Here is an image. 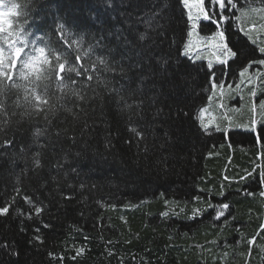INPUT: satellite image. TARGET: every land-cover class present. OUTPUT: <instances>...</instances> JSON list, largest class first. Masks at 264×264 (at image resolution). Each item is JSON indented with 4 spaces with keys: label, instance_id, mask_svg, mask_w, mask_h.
Wrapping results in <instances>:
<instances>
[{
    "label": "trees",
    "instance_id": "1",
    "mask_svg": "<svg viewBox=\"0 0 264 264\" xmlns=\"http://www.w3.org/2000/svg\"><path fill=\"white\" fill-rule=\"evenodd\" d=\"M165 2L162 27L146 29L139 18ZM11 3L21 5L14 26L25 21V13L30 16L24 24L30 42L50 37L70 63L89 73L72 74L83 99L66 95L47 118L44 113L21 116L23 108L14 109L16 89L4 97L9 112L17 115L0 129V143L11 140L10 147L0 148V206L9 207L0 215V264H264V108L251 96L253 87L263 86L257 80L264 79L253 76L238 88L241 106L232 92L244 65L249 77L256 51L229 28L237 58L228 65L227 83L219 77L222 66L212 62L211 70L206 60L190 56L192 30L178 0H117L108 11L102 0H32L29 9L27 0H5ZM239 6L237 22L243 28H262L264 13L254 23L240 16V11L264 8L259 0H241ZM60 23L75 34H90L84 45L77 48L73 37L71 47L64 44ZM129 24L136 32L147 31L141 44L154 58L141 69H128L131 81L118 71L100 72L101 81H111L107 86L88 81L92 60L84 49L103 38L111 54L102 46L96 53L104 52L113 63L124 51L117 48L115 33L127 35ZM252 34L255 42L258 36ZM161 57L167 74L155 73L139 85L137 73L149 65L154 69ZM134 62V54L121 60L126 69ZM121 84H130L132 95L124 93L129 103L143 100L139 114L108 91ZM51 92L61 95L54 84ZM202 109H207V131L200 127ZM37 128L44 131L38 138ZM36 151H41L38 169L31 162ZM25 196L43 207L38 216ZM224 203L229 208L217 219Z\"/></svg>",
    "mask_w": 264,
    "mask_h": 264
},
{
    "label": "snow or ice",
    "instance_id": "2",
    "mask_svg": "<svg viewBox=\"0 0 264 264\" xmlns=\"http://www.w3.org/2000/svg\"><path fill=\"white\" fill-rule=\"evenodd\" d=\"M117 0H102V5L105 11L113 9V5ZM125 0H119L120 4H123ZM179 4L182 5V9H186L187 22H190L191 30L188 35L191 37L193 33L201 27V22H210L215 25L217 31L212 40H219L220 43L216 45L222 52L221 55L216 56V61L221 65H227L230 58H235L237 53L232 50L226 43V36L223 30H219L223 23H227L230 19L229 16L225 14V9L227 8H237V3L234 0H178ZM26 9L33 8L32 0H27L24 5ZM167 7V3L164 6L151 14H146V19L141 17L140 21H143L146 29H151L155 31L157 28L162 27L160 25V19L164 16L161 15L164 9ZM21 5L19 3L5 4V0H0V129L5 127L10 123V116H16L17 113L15 108H23V112L20 113L21 116H35L40 113L47 114L55 111V105L62 101L66 95L76 96L79 99H83V96L77 91L73 85L76 81L73 79L72 74L76 76H81L84 73H89V68H85L83 65L80 67L83 72L78 70L76 66L70 63L69 56L66 52L61 51L55 43L47 36H38L35 41L30 42L28 36L31 32L25 28V22L30 20V16L25 13V21H22L20 25L14 26L13 18H19L21 12L19 9ZM251 12L264 13V8H251ZM248 11H240L241 17H246ZM159 17V18H158ZM114 18V17H113ZM95 19V14L93 15ZM239 19V17H237ZM139 22V21H138ZM128 23V21H125ZM206 26V25H205ZM129 33L125 35L123 31L118 30L116 39L118 41L117 48L123 49L124 51L120 54V59H115L114 62L109 63L107 55L104 52L111 54V46L103 45V38L97 40L95 44L89 43L88 47L84 49L83 55L89 57L91 62L90 71L92 74L86 75L88 81L94 78L106 86L111 83L110 80H100V72L112 73L119 72L124 74L125 81H131L132 77L127 76L128 69H141L142 65H145L148 60L153 59V54L148 51V46L142 45L141 42L148 39V33L136 32L132 24H129ZM58 35L60 40L64 44L71 47L69 43V38L73 37V43L76 44L77 48L84 45V36L90 35L87 33L75 34L73 33L67 25L60 23ZM104 49L97 55L96 50L98 48ZM191 46V41H189V48ZM259 51L264 53V48H260ZM133 54L135 55V62L127 65V69L121 64V60L125 58L127 60L133 59ZM184 55H188V51L184 52ZM94 57V59H92ZM76 61L81 60V54H77L75 57ZM254 63H259L264 65V59H259L254 61ZM251 65H249L250 67ZM99 67V71H98ZM208 68H212V63L208 64ZM155 73L167 74V60L163 57L156 61L155 68L149 65L145 70L139 71L137 73L138 84L143 85L145 79L150 78ZM63 74V75H61ZM95 74V76L93 75ZM245 72H240V76H245ZM16 77L13 79V77ZM55 85L57 92L61 95H56L51 92V89ZM213 87L217 84L213 81ZM10 89L18 90V98L15 101L14 109L9 112V108L5 104V95ZM128 90V95L131 96L132 92L130 90V84H121L119 88H108V91L115 94L119 101H123V107L128 110H133L135 107L137 114L139 110L143 107V100L139 102L133 101L128 102L124 93ZM137 91H140L139 87ZM255 93H253L254 95ZM264 107V105H262ZM72 111L71 108L67 109ZM207 109H202L200 113V127L207 131L210 127L209 123L204 122V113ZM217 131L221 129L217 127ZM137 136L143 139V136L137 132L136 128L131 129ZM255 131V129H252ZM44 135V131L37 128L34 132L35 137H41ZM75 143V139L73 140ZM11 140H6L0 143V148L10 147ZM43 148V145H40ZM23 151V149H21ZM3 155V153H0ZM41 151H36L31 156V162L34 169L41 167ZM59 166V165H58ZM27 170V169H26ZM241 179H245L242 177ZM261 179L264 180V171L261 172ZM19 183V181H17ZM14 191L19 195L20 189L14 188ZM264 195V193H262ZM24 199L27 203L31 204L35 209V213L38 216L43 207H36L35 203L30 197L25 196ZM229 205L224 203L221 205V211L217 215V219L223 215V209H228ZM9 211L7 205L0 206V215H6ZM166 215V214H165ZM31 218V217H29ZM47 227V225H45ZM39 231V229H37ZM249 243H254V241H249ZM83 251L82 249L80 250Z\"/></svg>",
    "mask_w": 264,
    "mask_h": 264
},
{
    "label": "flooded vegetation",
    "instance_id": "3",
    "mask_svg": "<svg viewBox=\"0 0 264 264\" xmlns=\"http://www.w3.org/2000/svg\"><path fill=\"white\" fill-rule=\"evenodd\" d=\"M234 2L237 3V8L233 9V8H227L226 7V9L224 11H225V14L227 16H229L230 19L228 20L227 23H223L221 29H219V30H223L225 32L226 43L228 44V46L230 48H232V47L229 44L228 34H227L229 32L228 31L229 28L232 29V32L234 31L236 34H239L241 36V38L244 40V42H246L247 45H249L250 47H252L256 51L255 58L252 60V62L248 63L249 65H251L250 67L249 66L247 67V68L250 69L249 77L246 78V75L243 76V77L240 76V72H242V71L245 72L246 71V68H245V65H244L243 67H241V69H239L237 71V75H236V77H237V81L236 82L238 84H240V85L238 86L237 84H235L234 88L232 89V92H234V93L236 92V97H237L236 100H237V102H239V106H241V104H242L241 103V101H242L241 98L242 97H241V92L240 93L238 92L239 91L238 88H240V90H242L241 87H243V88L246 87L245 84L247 82H251L253 76H256L258 78L262 77L264 79V65H260L259 63H254V61H258L259 59H264V53H261L259 51L260 48H264V21H263V26H262L263 36L258 37L255 42L252 41L248 35L244 36V34L241 32L243 27L237 22V16H238V13H239L238 10L240 9L239 3L241 2V0H234ZM259 3L261 4V6H262V4L264 5V0H259ZM201 25H203L205 27V28H199V31H200L201 34H203V33L207 34L208 33L207 30L210 29V28H212L211 32L213 30H217L216 26L211 24L210 22H203L202 21ZM232 50L235 51L233 48H232ZM236 58H237V56L235 58H230L228 60V64L222 66L223 70H222V73L219 75L221 81H223V82L226 81L227 83H229V80H227L228 79V77H227L228 74H226V71H228L227 67H228L229 63L235 61ZM216 76L217 75L214 74L213 78L214 77L216 78ZM259 80L261 82L260 84H262L263 86H259V89H257L258 86H257V88L253 87V90H252L253 92H252L251 96H252V99L256 103H258V104H260L262 106V105H264V83H262L261 79H259ZM253 93H255V94L253 95ZM262 108H264V107H262ZM260 140L261 139L258 138V141L261 143Z\"/></svg>",
    "mask_w": 264,
    "mask_h": 264
},
{
    "label": "rangeland",
    "instance_id": "4",
    "mask_svg": "<svg viewBox=\"0 0 264 264\" xmlns=\"http://www.w3.org/2000/svg\"><path fill=\"white\" fill-rule=\"evenodd\" d=\"M251 13V12H250ZM248 14V18L251 19V22L254 23V19L258 16H261L262 13H259V12H256V13H253V14ZM251 23V24H252ZM250 24V25H251ZM212 28L208 29L207 30V34L203 33L201 34L199 29H197V31L195 33H193V35L191 36V46L190 48H188V51H189V54L190 56L193 57V59H196V60H206L208 63H215L216 65H219V66H223L221 64H219L217 61H216V56L217 55H221L222 56V52L221 50L216 46L219 44V40H212L211 37H213L216 33L217 30H213L212 33L210 34V31H211ZM241 32L245 35H253L252 33H254V36L255 37H259L260 35H263L262 33V28L261 27H258L257 25L256 26H248L246 29L243 28L241 30ZM248 34H247V33ZM203 40V43H196V41L198 40ZM201 40V41H202ZM218 42V44L216 43Z\"/></svg>",
    "mask_w": 264,
    "mask_h": 264
},
{
    "label": "bare ground",
    "instance_id": "5",
    "mask_svg": "<svg viewBox=\"0 0 264 264\" xmlns=\"http://www.w3.org/2000/svg\"><path fill=\"white\" fill-rule=\"evenodd\" d=\"M206 2H207V0H206ZM203 26V25H202ZM208 29V28H207Z\"/></svg>",
    "mask_w": 264,
    "mask_h": 264
}]
</instances>
